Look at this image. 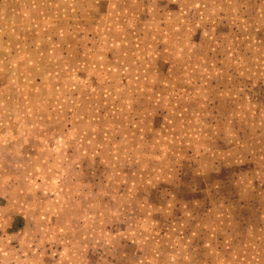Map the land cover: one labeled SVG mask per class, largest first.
Here are the masks:
<instances>
[{
    "label": "rangeland",
    "instance_id": "374dc122",
    "mask_svg": "<svg viewBox=\"0 0 264 264\" xmlns=\"http://www.w3.org/2000/svg\"><path fill=\"white\" fill-rule=\"evenodd\" d=\"M0 264H264V0H0Z\"/></svg>",
    "mask_w": 264,
    "mask_h": 264
}]
</instances>
